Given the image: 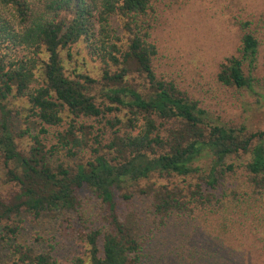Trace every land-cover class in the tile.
<instances>
[{"label":"trees","instance_id":"1","mask_svg":"<svg viewBox=\"0 0 264 264\" xmlns=\"http://www.w3.org/2000/svg\"><path fill=\"white\" fill-rule=\"evenodd\" d=\"M157 2L0 0V245L12 264H264V237L248 232L261 218L247 222L264 212V132L222 124L157 73ZM239 25L218 80L263 104L251 74L259 42ZM82 45L101 78L68 73L63 53ZM13 99L25 101L17 133ZM84 150L92 159L76 161ZM243 156L239 175L229 161ZM154 176L168 182L142 186ZM63 213L49 250L20 238L25 216Z\"/></svg>","mask_w":264,"mask_h":264},{"label":"rangeland","instance_id":"2","mask_svg":"<svg viewBox=\"0 0 264 264\" xmlns=\"http://www.w3.org/2000/svg\"><path fill=\"white\" fill-rule=\"evenodd\" d=\"M156 8L152 42L158 47V56L155 59L157 73L175 81L182 90L198 101L212 118L222 124L234 128L243 126L250 132H264V103H258L257 95L248 90L227 88L218 80L221 64L226 58L236 55L241 45L239 22H249L250 30L259 42L257 61L251 74L255 79V92L264 94V0H158ZM110 23L112 31L126 42L127 35L122 32V21L113 17ZM72 54L73 57L69 58L66 52L63 53L69 74L76 69L94 78H101L103 65L100 60L90 56L85 45L73 49ZM245 72L249 74L248 67ZM95 93L99 95V89ZM24 109L25 101L12 100L9 106L12 115L8 120L12 133L25 128ZM17 142L21 148L29 150L30 139H17ZM59 158L64 162L74 163L64 155ZM89 159H92L90 152L84 150L75 160L86 162ZM249 161V157L243 156L230 160L229 164L233 163L240 175ZM180 180L176 178L173 182L178 183ZM193 181L197 182L195 179ZM167 182L154 176L144 181L142 186ZM8 192H11V188H2L3 195L8 196ZM63 214L39 220L31 215L25 216L20 238L23 241L29 240L41 251L49 250L47 241L57 234L62 219L68 216ZM260 218L261 221H256L253 230L248 232L259 229L264 237V212L249 217L248 228L253 221ZM38 235L44 240L39 245L35 244V236ZM251 245L253 240H248L247 250H252L248 248ZM1 247L0 245V264H12L7 252ZM61 254H67V251Z\"/></svg>","mask_w":264,"mask_h":264}]
</instances>
